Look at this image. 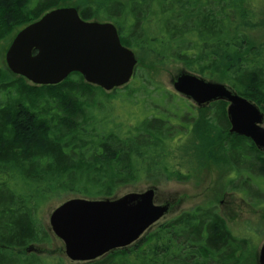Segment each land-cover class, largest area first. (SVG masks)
<instances>
[{
	"label": "trees",
	"instance_id": "1",
	"mask_svg": "<svg viewBox=\"0 0 264 264\" xmlns=\"http://www.w3.org/2000/svg\"><path fill=\"white\" fill-rule=\"evenodd\" d=\"M255 3L0 0L1 51L47 12L73 7L85 21L113 23L121 44L137 60L153 66L180 65L183 72L225 84L264 114V9ZM4 68L0 67V264L240 263L246 241L230 232L212 200L164 219L131 246L92 262L69 263L52 254L26 253L29 246L36 249L52 241L38 215L47 200L114 199L142 181H187L196 172L211 170L224 173L219 192H238L253 206L264 204V193L254 189L256 178L264 181V153L249 139L229 133L223 101L195 108L179 98L182 111L174 105L125 126L106 116V101L130 98L137 91L134 80L105 92L72 73L58 85L36 86Z\"/></svg>",
	"mask_w": 264,
	"mask_h": 264
},
{
	"label": "water",
	"instance_id": "2",
	"mask_svg": "<svg viewBox=\"0 0 264 264\" xmlns=\"http://www.w3.org/2000/svg\"><path fill=\"white\" fill-rule=\"evenodd\" d=\"M4 61L11 74L36 86L58 85L78 73L87 84L110 92L130 82L138 60L121 44L114 24L85 21L75 8L61 7L20 30L8 46ZM172 87L199 108L226 102L229 133L249 139L264 153V114L254 103L225 84L190 73L179 74ZM168 209L169 204L155 203L152 187L114 199L71 198L53 209L49 226L62 242L65 257L70 262L86 263L131 246ZM25 251L39 253L33 246ZM257 264H264V243Z\"/></svg>",
	"mask_w": 264,
	"mask_h": 264
},
{
	"label": "rangeland",
	"instance_id": "3",
	"mask_svg": "<svg viewBox=\"0 0 264 264\" xmlns=\"http://www.w3.org/2000/svg\"><path fill=\"white\" fill-rule=\"evenodd\" d=\"M34 4L35 2L32 3V5ZM255 4L258 9H264V0H256ZM1 45L2 43H0V60L2 62L0 67L4 68L6 66L4 61L5 50L1 51ZM147 62L144 60L142 62L140 59L137 61L136 75L134 79H131V82L134 80L137 91L128 99L120 97L106 101V116L113 118L118 124L130 126L143 117L169 111V108L174 105L178 106V109L183 108L179 98L188 101L195 108H199L190 100L178 95L172 87L175 78L181 73H186L182 71L180 65L153 66ZM29 84L31 83L29 82ZM169 94L172 97L168 96ZM96 102H99V99H96ZM223 176L224 173L220 176L214 171L206 170L201 174L196 172L195 176L187 181H158L155 184L152 181H142L136 185L127 186L120 191L118 197L131 192H142L152 187L155 189L156 204L168 203L170 205L165 219L212 200L215 202L221 217L226 221L230 232L239 240L246 241L247 252L239 264H256L260 248L264 243V204L253 206L246 197L238 192H219L226 181ZM254 182L257 185L254 189L258 190L260 194L264 193V181L261 178H256ZM71 198L74 197L47 200L40 204L39 220L46 231L50 233L52 241L50 244L38 246L36 249L39 253L52 254L51 257L66 259L69 263H74L65 257L62 242L52 234L49 226V216L53 209ZM163 220H160L158 224Z\"/></svg>",
	"mask_w": 264,
	"mask_h": 264
},
{
	"label": "flooded vegetation",
	"instance_id": "4",
	"mask_svg": "<svg viewBox=\"0 0 264 264\" xmlns=\"http://www.w3.org/2000/svg\"><path fill=\"white\" fill-rule=\"evenodd\" d=\"M228 131H229V129H228ZM176 216V215H175ZM174 217V216H173ZM164 221V220H163ZM162 223V222H161Z\"/></svg>",
	"mask_w": 264,
	"mask_h": 264
}]
</instances>
